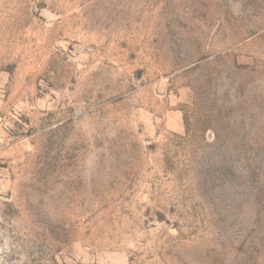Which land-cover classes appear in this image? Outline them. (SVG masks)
<instances>
[{
	"label": "rangeland",
	"instance_id": "rangeland-1",
	"mask_svg": "<svg viewBox=\"0 0 264 264\" xmlns=\"http://www.w3.org/2000/svg\"><path fill=\"white\" fill-rule=\"evenodd\" d=\"M0 264H264V0H0Z\"/></svg>",
	"mask_w": 264,
	"mask_h": 264
}]
</instances>
